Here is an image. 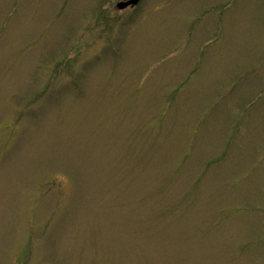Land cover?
<instances>
[{"label": "rangeland", "instance_id": "1", "mask_svg": "<svg viewBox=\"0 0 264 264\" xmlns=\"http://www.w3.org/2000/svg\"><path fill=\"white\" fill-rule=\"evenodd\" d=\"M0 0V264H264V0Z\"/></svg>", "mask_w": 264, "mask_h": 264}, {"label": "water", "instance_id": "2", "mask_svg": "<svg viewBox=\"0 0 264 264\" xmlns=\"http://www.w3.org/2000/svg\"><path fill=\"white\" fill-rule=\"evenodd\" d=\"M139 0H127V1H121L117 4L118 8H125L128 5H134L138 2Z\"/></svg>", "mask_w": 264, "mask_h": 264}]
</instances>
